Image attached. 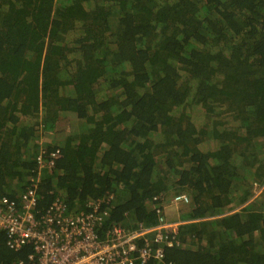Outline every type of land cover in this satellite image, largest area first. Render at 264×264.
I'll use <instances>...</instances> for the list:
<instances>
[{"label":"trees","instance_id":"16d2710c","mask_svg":"<svg viewBox=\"0 0 264 264\" xmlns=\"http://www.w3.org/2000/svg\"><path fill=\"white\" fill-rule=\"evenodd\" d=\"M33 183L102 237L165 206L149 264H264V0H0V196Z\"/></svg>","mask_w":264,"mask_h":264},{"label":"built area","instance_id":"2783aa9c","mask_svg":"<svg viewBox=\"0 0 264 264\" xmlns=\"http://www.w3.org/2000/svg\"><path fill=\"white\" fill-rule=\"evenodd\" d=\"M37 159L40 169H52L55 165L54 158L46 161L39 155ZM36 188L37 183H33L18 201L8 195L0 196V230L6 232L7 245L15 251L32 247L27 258L18 264H149L155 259L161 261L165 246L175 245L170 229L177 231V226L184 222L168 221L162 205L164 208L157 209L160 220L157 225L139 224L130 230L114 226L102 237L96 227L100 216L94 212L64 216L65 204L60 197L45 214L37 215ZM182 202H190L186 194L171 200L177 208Z\"/></svg>","mask_w":264,"mask_h":264},{"label":"rangeland","instance_id":"374dc122","mask_svg":"<svg viewBox=\"0 0 264 264\" xmlns=\"http://www.w3.org/2000/svg\"><path fill=\"white\" fill-rule=\"evenodd\" d=\"M77 120L76 119H74L73 120V122H76ZM66 123V124H65ZM67 124H69V123H67L66 121L65 122H61L60 123V125L62 126V129H65L66 130V127H67ZM71 126V125H70ZM259 191H260V188H257V193H259ZM169 197H172V196H169ZM171 201L169 200V202L168 203H170ZM181 209V207L179 206L178 208H177V212H179V210ZM187 209V207L186 208H182V210H186ZM171 211H174L172 208H171ZM170 211V212H171Z\"/></svg>","mask_w":264,"mask_h":264}]
</instances>
